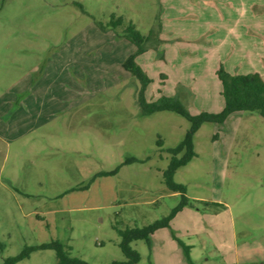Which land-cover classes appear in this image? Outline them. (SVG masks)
Instances as JSON below:
<instances>
[{"label": "rangeland", "instance_id": "obj_1", "mask_svg": "<svg viewBox=\"0 0 264 264\" xmlns=\"http://www.w3.org/2000/svg\"><path fill=\"white\" fill-rule=\"evenodd\" d=\"M118 19L154 31L135 58L152 81L148 102L176 97L192 114L219 113L221 67L264 77V41L232 34L264 30V0H0V264L52 241L88 264L125 262L119 231L181 202L164 172L190 123L141 113L140 82L125 67L137 49L111 27ZM164 29L198 40L168 47ZM180 49L193 55L170 54ZM193 142L196 156L174 176L188 203L170 228L129 244L137 264H264V118L203 124ZM18 264L58 259L42 249Z\"/></svg>", "mask_w": 264, "mask_h": 264}, {"label": "trees", "instance_id": "obj_2", "mask_svg": "<svg viewBox=\"0 0 264 264\" xmlns=\"http://www.w3.org/2000/svg\"><path fill=\"white\" fill-rule=\"evenodd\" d=\"M114 19V18H113ZM113 29L123 27V36L136 47V52L126 61L125 67L140 82V91L137 103L141 113L145 116L152 115L156 112L169 111L176 113L185 118L190 123V128L186 132L183 141L170 152L172 154L169 166L164 172L165 186L174 193L181 195V202L176 206L168 216L154 222L153 224L143 228H127L119 231L122 237L120 244L121 250L126 257L125 262H114L113 264H137L139 262L138 253L130 247L132 241L146 240L159 229L170 228L171 221L176 215L187 205L186 187L174 181L176 171L187 165L192 158L196 156L194 151L193 138L199 128L206 123L222 125L230 116L237 113L258 112L264 118V77L259 73L253 74H230L222 67L217 71V77L220 82V95L223 99L224 108L219 113L202 112L192 114L176 97L162 96L157 101L148 102L144 96L148 85L152 82L143 69L135 63V58L147 51L146 42L152 41L155 37L154 31L151 30L147 37H144L136 29L135 25L129 23L124 25L122 19L112 20L110 23ZM154 43H160L158 35H156ZM183 153L181 158L178 155ZM116 172L107 173L105 175H113ZM180 246L186 252L187 258L190 260V247L186 246L182 241L177 240ZM52 249L56 252L58 264H88L77 258H69L65 252L63 245L59 241H52L47 244H41L34 247H25L17 256L8 258L3 264H18L20 261L30 257L31 253L36 250Z\"/></svg>", "mask_w": 264, "mask_h": 264}, {"label": "crops", "instance_id": "obj_3", "mask_svg": "<svg viewBox=\"0 0 264 264\" xmlns=\"http://www.w3.org/2000/svg\"><path fill=\"white\" fill-rule=\"evenodd\" d=\"M169 2H172V0H169ZM172 6H173V8H172ZM179 6H181V5H179ZM174 8H175V5L174 4L171 5V4L168 3L167 10L168 9L171 10V9H174ZM185 16H187V15H185ZM177 17L178 18H182L183 16L180 14V15H177ZM248 28L250 30L248 31V30L245 29V31L243 32V35H240V34L238 35V33L235 31V29H232L233 30L232 31V34H234V37L237 38L238 40H240L241 38H243L244 40H247V41L255 40L256 39L255 36L257 34L259 36V39L261 38L264 41V30H263V28L261 27L260 24L259 25H256L255 24V26H253V27L252 26H249ZM160 39L162 41L167 42L168 47H171L172 44L178 45V46L183 45L184 42H186V43L189 44V42L197 41L198 40V37H194L192 40H190V38H188L186 35L182 34V32H176V31H171L170 29H164V30H162ZM177 41L178 42L184 41V42H180V43H182V44H180ZM174 45H172V46H174ZM186 50L187 49H180L178 51L179 53L177 52V50H176V52L174 50L170 54H172V55H176L177 54L180 57H186V58L188 56L193 55V53L191 52V50L190 51H186ZM247 56L250 57L251 56V53H250V55H247Z\"/></svg>", "mask_w": 264, "mask_h": 264}]
</instances>
